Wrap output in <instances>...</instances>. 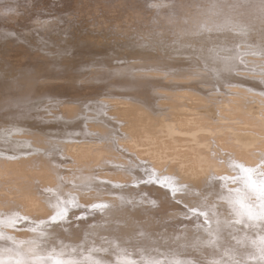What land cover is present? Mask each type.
<instances>
[{"label": "bare ground", "instance_id": "6f19581e", "mask_svg": "<svg viewBox=\"0 0 264 264\" xmlns=\"http://www.w3.org/2000/svg\"><path fill=\"white\" fill-rule=\"evenodd\" d=\"M0 24V264H264V0H0Z\"/></svg>", "mask_w": 264, "mask_h": 264}, {"label": "rangeland", "instance_id": "374dc122", "mask_svg": "<svg viewBox=\"0 0 264 264\" xmlns=\"http://www.w3.org/2000/svg\"><path fill=\"white\" fill-rule=\"evenodd\" d=\"M9 1V0H8ZM11 1V0H10ZM39 9H41V8H39ZM38 9V10H39ZM1 25V24H0ZM41 119H43V118H41ZM51 124H54L53 123V120H51ZM57 166H59L58 165V163H57ZM141 173H138V174H136V176L137 177H143V176H146V177H151L152 176V173H148V172H146V171H140ZM253 175L254 177H253V179H261V182H260V184L258 185V187L259 188H262V186H263V184H264V174H262L261 172H259V171H253V170H251V172H250V175ZM251 175V176H252ZM158 188H160L162 191H165L164 190V186L161 184V183H159L158 184ZM92 190H95V188H92ZM115 190H118V189H116L115 188ZM125 193H127V194H129L128 192H125ZM243 193H246V192H243ZM255 193V192H254ZM171 194V193H170ZM247 194V193H246ZM262 194H264L263 192H262ZM196 194H192V197H196V198H198L197 196H195ZM195 198V199H196ZM262 200V199H261ZM261 200H256V201H254V202H252L251 201V199H249L248 198V207H250V208H252L253 209V215L254 216H257L259 213H262V212H264V211H262V209H264V205H262V204H260V202H261ZM124 203V202H123ZM252 203V204H251ZM96 204V203H95ZM95 204H91V205H82V204H78V205H75V206H78L79 208H81V207H87V209L88 210H90V209H97V208H95ZM125 204V203H124ZM257 204V205H256ZM256 205V206H255ZM71 206V204H69V203H67V204H64L63 206H61V209H65V208H67V207H70ZM73 206V205H72ZM109 206L110 205H103L102 206V208L101 209H104V210H107L108 208H109ZM51 207H49L48 205H44V206H42V207H39L38 209H37V212L36 213H38L39 215H44L43 213H46L47 212V210H49ZM243 210V209H242ZM92 211H94V210H92ZM15 213H18L17 211L16 212H13L11 215H9L8 214V212H6V211H4L2 214V216H0V223H2V222H7V221H9V217H11V216H14L15 215ZM57 214H55V212L51 215V216H49L47 219H45V220H49L50 218H52V217H55ZM34 217H36V218H39L38 216H34ZM100 218H101V221H105L106 219H108V218H106V217H102V216H100ZM102 218H103V220H102ZM41 220H35V219H33V221L35 222V223H37V224H42V223H44V222H46L45 220H44V218H40ZM237 222H239L238 224L240 225L241 223H240V221H237ZM237 225V224H236ZM238 225V226H239ZM242 225V226H241ZM238 228H240L241 230L240 231H244L246 234L248 233V232H250V228H248L245 224H241ZM226 226V225H225ZM227 226H229V225H227ZM246 226V228H248V229H246V228H244ZM242 227V228H241ZM1 228V227H0ZM240 231H238V233H240ZM248 231V232H247ZM7 232H9V231H7ZM132 236V235H131ZM137 239V238H136ZM12 244H14V243H12ZM16 244V243H15ZM14 244V245H15ZM18 246H20L19 244H16L15 245V247H18ZM167 249V248H166ZM165 251V250H164ZM173 251H171V253H172ZM128 256H130V257H132L133 258V255H128ZM23 258H24V256H23ZM191 258V257H190ZM192 260H189V259H187L186 261L188 262V263H194V264H203V262H202V260H198V258H191ZM153 261V260H152ZM152 261H149V260H147L145 257H143V256H141V257H139V260H136V262H135V264H151V262ZM13 264L15 263V264H26V263H24V262H16V260L15 261H13L12 262ZM134 263V262H133ZM158 263V261H155L154 263H152V264H157ZM179 263V259H172V261H171V263L170 264H178ZM53 264H57V263H53ZM179 264H184V263H179Z\"/></svg>", "mask_w": 264, "mask_h": 264}]
</instances>
